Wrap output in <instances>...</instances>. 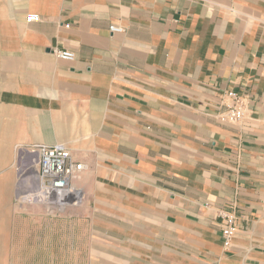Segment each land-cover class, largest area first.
<instances>
[{
  "label": "crops",
  "instance_id": "crops-1",
  "mask_svg": "<svg viewBox=\"0 0 264 264\" xmlns=\"http://www.w3.org/2000/svg\"><path fill=\"white\" fill-rule=\"evenodd\" d=\"M35 144L75 205L14 204ZM0 264H264V0H0Z\"/></svg>",
  "mask_w": 264,
  "mask_h": 264
},
{
  "label": "built area",
  "instance_id": "built-area-1",
  "mask_svg": "<svg viewBox=\"0 0 264 264\" xmlns=\"http://www.w3.org/2000/svg\"><path fill=\"white\" fill-rule=\"evenodd\" d=\"M38 20L37 15H30L26 22ZM110 33H122V28L111 25ZM57 59L73 62L74 54L70 51H55ZM225 110L217 115L221 123L238 124L245 117V99L229 92L225 95ZM82 165L71 160L69 151L62 145L35 144L17 148L15 170V201L26 205H50L56 201L75 205L70 181L82 170ZM221 235L224 246H229L235 235L236 218L233 213L220 211Z\"/></svg>",
  "mask_w": 264,
  "mask_h": 264
},
{
  "label": "rangeland",
  "instance_id": "rangeland-1",
  "mask_svg": "<svg viewBox=\"0 0 264 264\" xmlns=\"http://www.w3.org/2000/svg\"><path fill=\"white\" fill-rule=\"evenodd\" d=\"M15 162H16V160H15ZM14 170H15V163H14ZM15 182H16V170H15ZM13 201H14V204H16V205L19 206V207L36 206L35 204H34V205H26V204L19 205V204L15 201V193H14ZM56 255H57V254H52V256H56ZM68 255H69V254H68ZM38 256H39V259H38V260H39V262L41 263V261L44 259V258H43L44 254L39 253Z\"/></svg>",
  "mask_w": 264,
  "mask_h": 264
}]
</instances>
